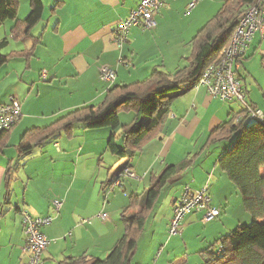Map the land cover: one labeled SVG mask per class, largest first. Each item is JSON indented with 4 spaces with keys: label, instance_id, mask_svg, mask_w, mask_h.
<instances>
[{
    "label": "crops",
    "instance_id": "obj_1",
    "mask_svg": "<svg viewBox=\"0 0 264 264\" xmlns=\"http://www.w3.org/2000/svg\"><path fill=\"white\" fill-rule=\"evenodd\" d=\"M193 1L163 0V7L155 18L157 27L151 31L133 28L121 48L114 42L115 26L127 19L141 0H41L44 6L42 18L28 35H20L15 40L11 34L14 21H7L0 28L4 31L0 43L7 42L1 53L15 55L0 68V105L9 103L12 97L21 103V118L0 153V263L3 260L2 264H29L28 256L23 252L26 245L23 209L33 216L55 217L53 224L43 229L50 244L42 264H58L82 255L106 259L124 235L121 215L129 202L127 205L122 202L106 223L101 222L99 215L112 210L110 204L104 203L106 190L110 188L109 182L120 176L127 166L133 168L134 180L141 182L151 176L152 183L166 168L192 161L189 168L170 182L174 188L178 187L164 202L167 204L163 219L166 220V233L174 204L185 186L194 190L208 187L214 208L229 205L230 210L235 205L242 211V197L227 174L217 166L223 147L216 145L204 149L209 135L239 113L241 106L237 102L211 98L204 87H195L173 102L161 132L139 152L134 163L109 153L107 144L112 131L108 128L100 130L99 143L94 137L87 141L91 130L84 128L82 146L75 144V134L68 138L64 133H58L34 147L29 155L22 157L18 149L23 136L30 130L48 128L81 108L99 109L114 87L147 81L155 70L173 74L187 67L192 40L228 0H220V4L223 3L218 9L216 2L203 0L190 10ZM30 11V0H21L18 20H25ZM21 13L26 14L24 18L20 17ZM257 57L264 71V36L261 35H256L250 44L237 77L243 84L248 102L264 112V85L260 82L263 76L257 77L246 67ZM106 67L116 72L114 83L102 80L101 70ZM255 86L263 99L253 92ZM131 114L120 115L122 125L134 121L135 115ZM9 148L14 150L9 151ZM213 148L216 150L211 152ZM107 153L112 158L105 163ZM205 153L210 158L200 165ZM96 159L95 166L92 163ZM103 166L108 167L107 178ZM126 185L123 179L124 197L128 195ZM147 189L142 192L132 189V195H142ZM55 198L64 202L59 214H54L51 207ZM160 199L161 195L147 216L148 222L155 215L150 236L143 240V249H149L148 252L154 249L157 235L154 224L159 216L155 209ZM240 214L243 216V212ZM202 217V214L186 216L183 232L179 235L186 237V253L184 257L175 254L167 260L168 264H202L198 254L202 256V252L227 236L226 218H219L198 232ZM144 231L136 252L142 249L139 245ZM195 232L198 235H194ZM145 261L138 259L136 264Z\"/></svg>",
    "mask_w": 264,
    "mask_h": 264
},
{
    "label": "trees",
    "instance_id": "obj_2",
    "mask_svg": "<svg viewBox=\"0 0 264 264\" xmlns=\"http://www.w3.org/2000/svg\"><path fill=\"white\" fill-rule=\"evenodd\" d=\"M20 1L0 0V28L7 21H14L11 34L15 40L20 35H28L41 20L44 11L41 0H30V14L20 21ZM255 1L225 2L217 16L192 40V53L187 59V67L173 74L155 70L147 81L112 88L97 110L81 108L48 128L28 131L18 146L20 155H29L34 147L58 133L71 138L75 127L82 124L86 130L110 129L112 134L107 144L109 153L124 159L128 157L127 151H130L133 158L161 132L173 102L193 90L208 67L219 64L224 51L231 44L235 16ZM5 47L7 42L0 43V68L15 57L3 55L1 52ZM249 105L256 109L253 104ZM240 109L230 121L209 135L204 149L216 145L223 147L224 152L217 166L227 174L242 197L253 222L250 226H238L234 232L220 238L202 252L205 264H264V124L252 120L246 109ZM122 113H133L134 121L122 125ZM10 133H0V153ZM191 165L192 161L186 160L166 168L142 195L130 196L129 205L121 215L124 235L106 259L82 255L58 264H133L148 214L166 186ZM114 181L109 182V187Z\"/></svg>",
    "mask_w": 264,
    "mask_h": 264
},
{
    "label": "built area",
    "instance_id": "obj_3",
    "mask_svg": "<svg viewBox=\"0 0 264 264\" xmlns=\"http://www.w3.org/2000/svg\"><path fill=\"white\" fill-rule=\"evenodd\" d=\"M194 0L190 5L192 10L199 2ZM163 7V0H141L139 6L133 10L127 19L121 20L115 26L114 42L121 48L128 40L133 28L154 30L155 20ZM235 29L230 46L224 51L222 59L217 65L208 67L196 88L204 87L209 96L222 102H237L246 109L250 118L264 124V112L250 107L243 84L237 77V70L250 44L256 35L264 36V0L255 3L237 14L234 18ZM101 78L105 82L114 83L116 72L110 68L101 70ZM21 118V103L17 98H10L9 103L0 105V133L11 131ZM124 178H136L132 167L128 166L110 186V190L122 188ZM63 200L55 198L51 202L54 214H59L63 208ZM26 245L23 252L28 256L29 264H42L43 255L50 242L43 233V229L52 225L54 215L33 216L30 212L21 210ZM192 213H202V222L208 224L219 219L222 212L211 205L208 187L194 190L185 186L180 197L176 200L173 217L169 225V237H176L183 232V220ZM99 219L108 221L106 214H100Z\"/></svg>",
    "mask_w": 264,
    "mask_h": 264
},
{
    "label": "rangeland",
    "instance_id": "obj_4",
    "mask_svg": "<svg viewBox=\"0 0 264 264\" xmlns=\"http://www.w3.org/2000/svg\"><path fill=\"white\" fill-rule=\"evenodd\" d=\"M207 3H211L216 2L217 5H215V8H219L221 7L220 5H222L223 2H221L220 4V0H205ZM26 15V14H25ZM25 15L23 13H21L20 17H25ZM4 37V31L3 29L0 30V40ZM4 54V53H3ZM259 57H257V59L255 60H250L248 62V64L246 65V67L248 69H250V71L256 73L255 75L257 77H260V74L263 76V79H260V82L263 83L264 85V71L261 70L260 68V63H258L257 61H259ZM260 62V61H259ZM187 65V62H185ZM259 66V68H258ZM262 71V72H261ZM253 92L255 94H257V96L261 97L263 99L262 93L260 92L259 88L257 86L254 87ZM264 101V100H263ZM132 116H134V114H131ZM100 130H105V129H99V130H91L88 134V140L90 137H94V139H97V142L99 143V134ZM87 131V130H86ZM83 132H85L84 126L82 124H79L75 127L74 129V137H76L75 139V144L77 145H81L82 146V142L85 141L84 140V136H83ZM86 139V138H85ZM80 143V144H79ZM14 144L13 142H11V145ZM150 143H148L147 145H149ZM146 145V146H147ZM145 148V147H144ZM14 150V148H9V151ZM200 150V149H199ZM199 150L196 152L198 153ZM216 149H212L211 152H214ZM207 152V151H206ZM209 152V151H208ZM107 157L105 160V163L109 162L108 158H112L111 155L109 153H107ZM128 154V153H127ZM139 153H137L133 158H131V155L128 154L127 160H129L131 163H134L137 158H138ZM149 156V155H148ZM147 156V157H148ZM194 156V155H193ZM190 156L189 158L193 157ZM207 153L204 154L203 158L200 161V165L202 162H204V160L210 158V156L207 158ZM105 159V158H104ZM198 159V158H197ZM98 163V159L95 160V162H93L92 164H94L96 166V164ZM197 165L200 167V165ZM22 166V165H21ZM20 166V171H22V167ZM104 167V166H103ZM158 166L157 168H155V173L158 171ZM102 170L105 171V175L106 178L107 176V170L108 167L105 166L104 169L102 168ZM124 171V169L122 170V172L120 174H122ZM199 172V169H198ZM221 172V171H218ZM114 171L111 172V174H113ZM125 182L127 183V188H128V195L126 197H124L125 194H123V190L121 188H117L114 191H111L110 188L106 190L105 196L104 198H107V200H105V204L108 203V205L110 204V209H112L111 211H106L103 214H106L109 218V220L113 217V211L117 210L118 206L120 207V204L123 202V205H127L128 202H130V197L129 195H132L134 192L133 191H140L142 192L144 189L149 188L150 184H151V176H148L146 179H143V181H138V180H132L130 178H124ZM178 186H176L175 188L173 187V183H170L168 185V187L165 188V190L163 191V193L161 194V201L160 203L157 205L155 212L159 215L156 223L154 224L155 229L157 230V235L155 238V243H154V249L151 252H148L147 248L143 249V240H147V238H149L150 233H151V227L153 225L154 222V216L152 215L149 219V221L146 223L145 225V231H144V235H143V239L140 242V248L142 247V249H138V252H136L134 258H133V264H136L138 259L139 260H146L144 262V264H168V259H172V257L177 254L179 255V257H184L185 253H186V249H185V241H186V237L184 236H177V237H169V230L166 233V220L164 218V213H165V207L167 204H164L165 199L168 198L169 193L174 192L177 189ZM133 189V191H132ZM210 190V189H209ZM54 200V199H53ZM213 203H215L214 200V196L212 198ZM213 207V206H212ZM218 209L221 210L222 217L220 216L221 220L226 218V222H227V230L228 232H226V235L234 232L236 230V228L239 225H243V226H250L253 222V219L251 217V215L247 212H245V209L243 207L242 211L238 210V208H236V206L234 205L232 209L229 210V205H225L224 208H220V206L217 207ZM241 212H243V216L242 214H240ZM192 214H200V213H192ZM191 214V215H192ZM202 214V213H201ZM245 214V215H244ZM247 216V217H246ZM186 218V217H185ZM184 218V220H185ZM247 218V219H246ZM108 220V221H109ZM184 220H183V224H184ZM107 221V222H108ZM102 223H106L103 222L101 220ZM240 223V224H239ZM209 224V223H208ZM208 224H204L202 221H200L199 227L197 228L198 232H202L203 230H205V228H207ZM194 235H198L195 233H193ZM194 239V237H193ZM142 244V246H141ZM168 244H172L173 246H168ZM173 249L177 250L175 252V250L173 251ZM144 250V251H143ZM181 250V251H180ZM150 251V250H149ZM199 259L201 260L202 264H205L204 262V257L201 256V254H198ZM179 261V260H177ZM3 262V260H2ZM2 262L0 264H2Z\"/></svg>",
    "mask_w": 264,
    "mask_h": 264
},
{
    "label": "water",
    "instance_id": "obj_5",
    "mask_svg": "<svg viewBox=\"0 0 264 264\" xmlns=\"http://www.w3.org/2000/svg\"><path fill=\"white\" fill-rule=\"evenodd\" d=\"M128 154H130L132 156V153L130 151H127Z\"/></svg>",
    "mask_w": 264,
    "mask_h": 264
}]
</instances>
